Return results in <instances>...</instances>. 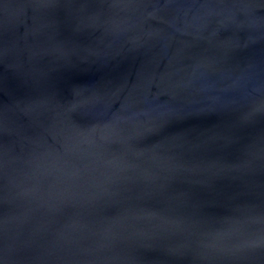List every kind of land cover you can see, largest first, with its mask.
<instances>
[{"label":"water","instance_id":"water-1","mask_svg":"<svg viewBox=\"0 0 264 264\" xmlns=\"http://www.w3.org/2000/svg\"><path fill=\"white\" fill-rule=\"evenodd\" d=\"M264 0H0V264H264Z\"/></svg>","mask_w":264,"mask_h":264},{"label":"snow or ice","instance_id":"snow-or-ice-1","mask_svg":"<svg viewBox=\"0 0 264 264\" xmlns=\"http://www.w3.org/2000/svg\"><path fill=\"white\" fill-rule=\"evenodd\" d=\"M257 245L264 247V236H261L258 240H254L251 242V246Z\"/></svg>","mask_w":264,"mask_h":264}]
</instances>
